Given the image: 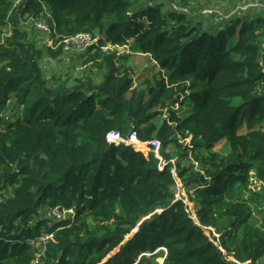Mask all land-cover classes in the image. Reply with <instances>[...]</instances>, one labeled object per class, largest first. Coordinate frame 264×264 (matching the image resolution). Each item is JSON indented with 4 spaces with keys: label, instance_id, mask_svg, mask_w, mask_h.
<instances>
[{
    "label": "trees",
    "instance_id": "16d2710c",
    "mask_svg": "<svg viewBox=\"0 0 264 264\" xmlns=\"http://www.w3.org/2000/svg\"><path fill=\"white\" fill-rule=\"evenodd\" d=\"M16 1L0 0V264H30L42 230L55 231L47 264H264V13L204 25L197 0ZM29 16L53 18L56 41L96 37L89 70L49 80ZM131 54L158 68L141 88ZM112 130L160 140L163 168ZM42 205L75 214L56 229L34 220Z\"/></svg>",
    "mask_w": 264,
    "mask_h": 264
},
{
    "label": "rangeland",
    "instance_id": "374dc122",
    "mask_svg": "<svg viewBox=\"0 0 264 264\" xmlns=\"http://www.w3.org/2000/svg\"><path fill=\"white\" fill-rule=\"evenodd\" d=\"M174 1L175 5L178 9L187 10L188 8H182L180 5H178L177 0ZM261 1V0H259ZM195 9L198 8V10L195 13V20H200L204 23V25L208 24L207 17L209 15H216L220 13H224V9H232L233 14L235 12V8L237 10H241L243 13L244 10H247V7L252 8H262L260 11H254V12H263L264 13V3H256L255 0H197L195 3ZM230 13V14H232ZM232 14V15H233ZM244 14V13H243ZM235 15V14H234ZM23 24L22 26L28 33V37L30 40H33L34 42L38 43V46L43 49V56L41 58L42 66L44 68L46 77L49 80H52L55 76H62L64 79H68L69 81H73L77 76H81L84 71H88L90 68V65H86L83 63L84 59L82 58V53L86 51L85 49H79L71 44L67 45L66 52L63 56L56 57L51 56L48 52V47H50V42L48 39V36L43 33L42 31L33 28V25H30L24 21H21ZM128 51V49H123L122 47H118L117 51ZM125 53V52H124ZM127 53V52H126ZM127 64L131 67L130 72L134 80V86L136 88L143 87V82L150 78L152 79L153 74L158 72V68L154 65L151 58L148 55L143 54H131V56L127 59ZM51 68V69H50ZM95 72L97 69H94ZM165 116H168L166 113ZM245 127L242 128L244 130ZM186 143L190 142V138L185 140ZM137 150H140L141 147H137ZM216 149H221L225 152V146L223 144L219 145ZM181 183V182H180ZM177 194L183 195V190H177ZM186 202L189 204L190 208L195 209L194 203L190 202L189 200H186ZM54 207L48 206V205H42L39 208L38 213L35 215L34 220L43 219L44 217L48 216L49 214L53 213ZM194 215V214H193ZM195 217V215H194ZM43 228H46V221L43 223ZM228 257L233 259L234 257L228 253ZM162 261V260H161Z\"/></svg>",
    "mask_w": 264,
    "mask_h": 264
},
{
    "label": "built area",
    "instance_id": "2783aa9c",
    "mask_svg": "<svg viewBox=\"0 0 264 264\" xmlns=\"http://www.w3.org/2000/svg\"><path fill=\"white\" fill-rule=\"evenodd\" d=\"M21 0H17L15 5L19 3ZM49 17H51L49 15ZM26 22L30 25H33L36 29L42 31L45 33L49 38L50 45L53 49L58 48L62 43L65 45L71 44L79 49H85L88 48L90 45L97 44L98 39L96 37H93V35L90 32H80L75 35L64 37L61 40H54V34L56 33V27H55V21L53 18H51V22H49L47 19H40L36 18L34 16H29L26 20ZM12 35V25L8 24L4 32L0 35V47L4 43L5 38ZM118 45L110 46L106 45L102 47V50L104 52H110L111 50H117ZM125 49L124 47H122ZM66 50V48H64ZM118 52H121L118 50ZM107 140L110 143H123L127 146H132L134 149L137 148V145L143 144L146 146L148 152H153L155 156H157L161 160L160 169L163 168V164L165 161L160 156V148H161V141L158 139H153L149 141H141L139 140L137 136V132L133 131L128 137H123L118 131L112 130L107 133L106 136ZM173 173L176 175L175 169ZM176 190H183V195L177 194L178 197L184 196L185 201L188 200L187 192L178 181V184L176 186ZM192 192V190H191ZM54 211L53 213L49 214L46 218L48 219L49 225L53 226L55 223L57 224L56 229H62L64 228V225L60 224V222L64 220H68L70 218L74 217L75 214V207H62L60 205L53 206ZM55 235L54 230H42L38 234L32 236L29 239V243L37 246L38 249L34 252L32 261L30 264H47L45 261V254L47 250V246L49 241L53 239ZM242 264V263H239ZM247 264V263H246Z\"/></svg>",
    "mask_w": 264,
    "mask_h": 264
},
{
    "label": "crops",
    "instance_id": "0c3cea01",
    "mask_svg": "<svg viewBox=\"0 0 264 264\" xmlns=\"http://www.w3.org/2000/svg\"><path fill=\"white\" fill-rule=\"evenodd\" d=\"M255 2L256 3H260V4H263L264 3V0H261V1H259V0H255ZM236 9V8H235ZM262 8L260 7V8H254V10H256V11H259V10H261ZM227 13H232L233 12V10L232 9H226L225 10ZM33 27V26H32ZM34 28V27H33ZM48 39L50 40V38L48 37ZM54 40H55V36H54ZM37 44V46H38V43H36ZM50 47L52 48V46L50 45ZM59 48V47H58ZM58 48H56V49H58ZM64 48H67V45L65 44L64 45ZM53 49V48H52ZM66 52V50L64 49V52H63V54H61V55H59L58 57H60V56H63L64 55V53ZM57 57V58H58ZM51 69V68H50ZM59 76V75H58ZM141 147V149L140 150H138V151H142L146 156H147V154L149 153L148 151H147V148H146V146H140ZM139 147V148H140ZM135 150H137V149H135ZM160 167V166H159ZM173 171H174V168L172 169ZM176 172V171H175Z\"/></svg>",
    "mask_w": 264,
    "mask_h": 264
},
{
    "label": "clouds",
    "instance_id": "9594fccd",
    "mask_svg": "<svg viewBox=\"0 0 264 264\" xmlns=\"http://www.w3.org/2000/svg\"><path fill=\"white\" fill-rule=\"evenodd\" d=\"M61 206V205H60ZM44 218H46V217H44Z\"/></svg>",
    "mask_w": 264,
    "mask_h": 264
}]
</instances>
